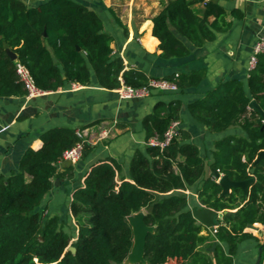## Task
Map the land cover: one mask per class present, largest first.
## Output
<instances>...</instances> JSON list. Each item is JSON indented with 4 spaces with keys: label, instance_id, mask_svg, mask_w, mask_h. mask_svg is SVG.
<instances>
[{
    "label": "trees",
    "instance_id": "1",
    "mask_svg": "<svg viewBox=\"0 0 264 264\" xmlns=\"http://www.w3.org/2000/svg\"><path fill=\"white\" fill-rule=\"evenodd\" d=\"M197 2L167 0L152 18L161 57L187 56L192 47H202L216 31L230 27L223 5L206 0L197 11ZM232 14L242 16L237 10ZM113 39L95 9L82 2L46 0L29 6L23 0H0V96L27 93L16 72L17 61L28 67L38 88L45 91L69 83L87 85L93 72L99 85L108 89L122 83L147 85L150 77L139 69H127L123 58L113 55ZM4 41L17 54L16 60L7 54ZM165 78L184 89L199 85L204 71ZM252 100L264 111V50L246 85L239 78L222 79L187 105L191 116L211 132L232 125L244 131L215 141L211 166L231 180L253 177L247 194L235 187L229 196L220 195L218 178L205 177V158L197 144L185 141L189 137L185 130L179 128L163 147L151 143L163 140L170 124L181 118L180 100L158 101L143 118L146 150L134 152L128 175L122 174L117 159H101L74 189L70 202L78 226L74 240L58 216H46L38 207L52 189L53 178L62 175L58 164L64 152L82 139L68 126L42 131L43 146L26 149L17 170L0 174V264H123L133 245L128 216L150 206L145 220L155 229L146 240L147 264H232L239 243L254 238L246 228L264 224V158L256 161L264 150V118L249 108ZM89 150L84 142L82 157ZM66 171L72 177V166ZM194 185L202 206L190 208L186 191ZM205 206L227 210L217 225L213 255L199 248L206 237L193 215L194 209ZM221 242L228 243L227 252ZM70 245L75 253L67 250ZM259 246L264 264V243Z\"/></svg>",
    "mask_w": 264,
    "mask_h": 264
},
{
    "label": "crops",
    "instance_id": "2",
    "mask_svg": "<svg viewBox=\"0 0 264 264\" xmlns=\"http://www.w3.org/2000/svg\"><path fill=\"white\" fill-rule=\"evenodd\" d=\"M23 1L32 6L46 0ZM76 1L95 9L100 15L104 31L114 38L113 55L122 57L127 69H139L150 78L201 70L204 78L194 87L154 89L143 98H121L117 89L100 86L93 72L87 85L69 83L57 90H44L31 98L26 94L0 96V174L9 175L17 170L26 149L38 150L43 146L39 137L42 131L55 126L81 130L90 150L76 163L69 165L64 160L58 164V172L62 175L53 178L52 189L38 207L46 216L56 215L61 221L71 219L72 193L83 182L89 167L98 160L115 158L122 164V174L127 176L134 152L146 150L143 118L151 113L158 101L178 99L182 102L178 129L188 132L189 137L185 141L198 145L205 158V177L215 178L210 171L215 141L228 134H244V131L239 125H232L222 132H211L191 116L187 105L202 97L222 79L239 78L246 85L251 69L250 56L264 22V0H218L226 10L225 21L230 23V27L216 31L215 38L202 47H192L189 55L170 59L160 56L159 39L152 33V18L167 0L144 1L142 8L134 0L137 5L134 10H115L109 0ZM203 7L204 3L199 0L194 5L197 11ZM232 10H237L242 16H234ZM66 166H72V177ZM196 188L194 185L186 191L190 208L202 206ZM246 231L251 232L254 238L239 243L232 264H256L259 244L264 243V224L256 222ZM201 234L206 239L199 248L213 255L217 243L213 240L215 234L206 226H203ZM221 245L227 252L228 243L221 242Z\"/></svg>",
    "mask_w": 264,
    "mask_h": 264
},
{
    "label": "water",
    "instance_id": "3",
    "mask_svg": "<svg viewBox=\"0 0 264 264\" xmlns=\"http://www.w3.org/2000/svg\"><path fill=\"white\" fill-rule=\"evenodd\" d=\"M200 2H204L205 0H199ZM213 2H218V0H212ZM46 36V31L44 32ZM4 48L12 60L17 59V54L9 48L7 42H3ZM79 49V46L77 47ZM249 108L257 111L263 118H264V111L260 107L257 101L252 100L249 104ZM264 158V150L260 151L257 160ZM67 164H71V161L66 160ZM207 170L208 166L206 167ZM211 173L218 178V182L222 187V191L220 193L221 196H229L232 192V189L235 187H241L244 192L248 193V185L254 181L253 177H250L245 180H231L227 175L220 174L215 168H210ZM153 209L150 206L146 211L141 210L135 214L128 216V221L132 227L133 231V245L131 251L129 252L128 256L124 260L123 264H135V263H143L147 264L144 255H145V245L147 236L150 232H153L155 229L154 225H150L146 223L145 216L146 212H151ZM227 210L217 211L210 207H203L193 210V215L195 219L203 226L212 227L214 225H218L219 221L223 218L224 213ZM67 250L71 251L72 253L76 252V248L72 245L68 246ZM262 259V246H259V253L256 264H260Z\"/></svg>",
    "mask_w": 264,
    "mask_h": 264
},
{
    "label": "built area",
    "instance_id": "4",
    "mask_svg": "<svg viewBox=\"0 0 264 264\" xmlns=\"http://www.w3.org/2000/svg\"><path fill=\"white\" fill-rule=\"evenodd\" d=\"M264 50V22L262 23L261 32L258 36L257 41L255 42L253 46V50L250 56V66L253 68L257 63V57L258 54L261 53ZM16 72L19 77V80L23 83L27 93L26 95L28 98L36 97L43 93L44 90H41L36 85L34 78L28 69V67L21 63L20 61H17L16 63ZM154 89H160V90H177L178 86L173 81H170L166 78H149V82L147 85L142 87H132V86H126L122 83V86L117 88V91L121 98H143L146 96H149L151 91ZM178 121H173L168 130L165 133L163 140H157L152 139L151 143L155 145L165 146L168 144L172 138L177 134L178 131ZM77 135L82 139V141H79L77 144H75L70 149L66 150L63 154V161L69 160L71 163H76L80 160L82 157V151L84 142L86 140L84 139L85 135L81 130H76ZM212 230V233L217 232V225H214L210 227Z\"/></svg>",
    "mask_w": 264,
    "mask_h": 264
},
{
    "label": "rangeland",
    "instance_id": "5",
    "mask_svg": "<svg viewBox=\"0 0 264 264\" xmlns=\"http://www.w3.org/2000/svg\"><path fill=\"white\" fill-rule=\"evenodd\" d=\"M138 3L140 4V8L144 6L143 2L148 1V0H137ZM110 5L115 9V10H134V6L137 7V5L134 4V0H109ZM137 3V2H135ZM149 5H151L149 3ZM69 216V214H67ZM63 227H65L66 232L70 234L72 237V240L75 239V236L77 234V223L73 217L71 219H63L62 221Z\"/></svg>",
    "mask_w": 264,
    "mask_h": 264
}]
</instances>
